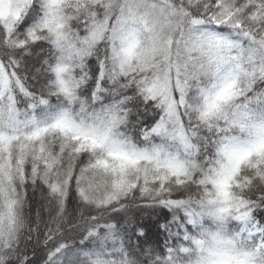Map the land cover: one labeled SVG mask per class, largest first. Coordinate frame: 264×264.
Returning <instances> with one entry per match:
<instances>
[{"label":"snow or ice","instance_id":"6c2138e0","mask_svg":"<svg viewBox=\"0 0 264 264\" xmlns=\"http://www.w3.org/2000/svg\"><path fill=\"white\" fill-rule=\"evenodd\" d=\"M0 264H264V0H0Z\"/></svg>","mask_w":264,"mask_h":264}]
</instances>
